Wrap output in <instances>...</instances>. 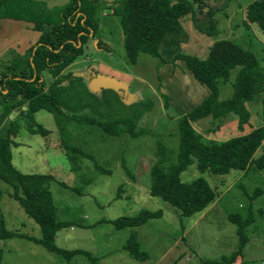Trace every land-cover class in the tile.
I'll return each mask as SVG.
<instances>
[{"label": "rangeland", "instance_id": "rangeland-1", "mask_svg": "<svg viewBox=\"0 0 264 264\" xmlns=\"http://www.w3.org/2000/svg\"><path fill=\"white\" fill-rule=\"evenodd\" d=\"M30 1L41 3L56 16L58 8L68 2ZM104 1L106 5L97 3L99 30L90 41L89 49L64 73L82 77L80 84L87 87L94 73L125 83L133 98L131 103H119L117 98L121 97L114 91L102 90L97 92L98 97L112 98L116 108L113 115L119 118L138 112L142 103L148 104L149 110L140 116L134 128L135 132L143 130V134L111 136L96 126H76L71 122L66 127V139L81 151L71 163L61 150V134L51 114L44 110L34 114L36 123L48 131L46 135L31 134L27 130V119H20L19 133L14 139L16 146L11 147L12 164L23 174L49 176L46 185L55 207V219L69 224L56 233L53 245L65 252L78 253L66 257L35 243L34 239L41 238L38 225L27 217L18 200L10 197L13 189L0 181V226L15 235L0 239V264H212V261L229 259L241 244L232 215L245 224L241 255L233 264H264V172L254 164L244 171L232 170L225 175L202 173L195 163L190 165L181 174V181L190 183L200 177L216 194L204 211L189 217L182 216L163 199L150 195L149 168L156 162L158 143L173 152L172 161H175L180 118L209 94L206 87L193 79L183 61L173 62L171 58L179 52L204 57L207 53L204 48L209 43L200 39L194 43L190 28L188 38L194 44L191 49H188L189 43L184 48L174 45L169 49L170 57L163 63L140 53L136 64L131 65L124 51L119 17L110 11L123 0ZM252 1L229 0L216 18L220 38L253 52L264 74V35L252 25L245 26V7ZM18 5L13 9L21 8ZM1 23L0 31L10 30ZM8 34L5 41L15 44L20 40L18 47L22 52L38 37L37 34L33 38L27 34ZM186 38L182 37V41ZM199 49H203L204 54L199 53ZM236 71L231 72V82ZM232 93L230 84L219 85V100L230 98ZM263 102L264 92L246 105L250 119L244 132L237 130L238 119L234 114L220 119L207 117L191 125L203 139L225 141L264 125ZM98 108L99 111L109 109L107 105L95 109ZM261 156L264 157V142L253 159ZM18 195L25 197L21 190ZM143 211L157 212L159 216L121 230L111 223L119 217H134ZM131 235L135 236L146 259H131L123 248Z\"/></svg>", "mask_w": 264, "mask_h": 264}, {"label": "trees", "instance_id": "trees-1", "mask_svg": "<svg viewBox=\"0 0 264 264\" xmlns=\"http://www.w3.org/2000/svg\"><path fill=\"white\" fill-rule=\"evenodd\" d=\"M98 2L101 4V0H68L63 7L58 8L56 16L53 10H47L35 1L0 0V20L25 21L32 25L33 31L39 32L37 40L24 53L19 54L8 48L0 55V117L7 120L5 132L0 136V181L13 189L10 197L17 199L27 217L38 225L41 238L34 239L35 243L66 257L78 252H65L53 245L56 233L69 224L55 219V207L46 185L50 178L23 174L17 170L12 164L11 147L16 146L14 139L19 133L22 118L27 119V130L31 134H48L34 120V114L39 110L53 116L61 134V150L71 163L77 160L76 155L81 152L66 139V127L71 122L76 126H96L111 136L129 134L136 137L143 134V130L135 132L134 128L140 116L149 110L148 104H140L143 107L136 113L115 117L113 110L116 108L112 98L103 95L98 97L89 86L80 84L82 77L64 73L77 59L85 56L90 41L94 40L99 30ZM228 2L123 0L116 4L119 6L110 8L111 14L119 17L123 47L127 62L131 65L136 64L140 53L163 63L165 58L170 57L169 49L172 46L184 48L189 43L188 49H191L194 44L188 38L190 34L187 30L190 28L195 37H192L194 43L197 39L209 43L205 51L198 50L199 53L207 51L204 57L179 52L171 58L173 62L183 61L193 79L205 86L209 94L180 118L175 161H172L173 152L159 142L156 162L149 168L150 195L177 208L184 217L204 211L216 194L200 177L190 183L181 181V174L193 163L199 172L217 175H225L232 170L244 171L251 164L264 172V157L253 159L264 142V125L225 141L203 139L191 125L207 117L220 119L234 114L238 119L237 130L244 132V126L249 125L250 119L246 105L264 92V74L254 53L229 39L220 38L221 29L216 15L226 8ZM16 4L21 5V8L13 9ZM245 20L246 27L252 25L264 35V0H254L246 5ZM188 23H191L190 27ZM196 33L212 41H206ZM182 37L187 38L182 41ZM235 69L236 76L231 82V72ZM225 84H230L233 93L230 98L219 100V85ZM117 100L123 103L121 98V101ZM101 105H107L109 109H95ZM262 112L264 114V107ZM19 190L23 192L24 198L19 197ZM157 216V212L143 211L134 217H119L111 223L115 229L121 230L139 226ZM231 218L237 224L241 244L229 259L212 261V264H233L241 255L245 224L235 215ZM14 236L0 226V239ZM123 248L131 259L141 261L147 257L139 250L134 235L128 238Z\"/></svg>", "mask_w": 264, "mask_h": 264}, {"label": "crops", "instance_id": "crops-1", "mask_svg": "<svg viewBox=\"0 0 264 264\" xmlns=\"http://www.w3.org/2000/svg\"><path fill=\"white\" fill-rule=\"evenodd\" d=\"M104 2L107 3L106 1L103 0V1H101L100 5H104ZM0 21L3 22V23H1L2 26H6V27L9 26V28H10V30L6 31V32L0 31V55H2L8 48L14 49L19 54L24 53L21 51L22 49L18 47L20 40L17 41L15 44L10 42L9 40L5 41V38L8 37L9 32L18 33V35H26L27 34V36H30L31 38L36 36V34H37V36L39 35L38 32H36V31L33 32V30L31 29L32 25H29V23H27L25 21H14V20H10V19H4V20H0ZM4 32H5V34H3ZM6 125H7V120L5 118L0 117V130H2V131H0V136H3L5 129H6Z\"/></svg>", "mask_w": 264, "mask_h": 264}, {"label": "water", "instance_id": "water-1", "mask_svg": "<svg viewBox=\"0 0 264 264\" xmlns=\"http://www.w3.org/2000/svg\"><path fill=\"white\" fill-rule=\"evenodd\" d=\"M88 86L93 93H97L102 90H112L117 93L119 97H121L122 102L125 104H129L133 101L132 95L128 94V86L112 77L94 73L88 81Z\"/></svg>", "mask_w": 264, "mask_h": 264}, {"label": "clouds", "instance_id": "clouds-1", "mask_svg": "<svg viewBox=\"0 0 264 264\" xmlns=\"http://www.w3.org/2000/svg\"><path fill=\"white\" fill-rule=\"evenodd\" d=\"M88 84V83H87ZM205 87V86H204Z\"/></svg>", "mask_w": 264, "mask_h": 264}, {"label": "flooded vegetation", "instance_id": "flooded-vegetation-1", "mask_svg": "<svg viewBox=\"0 0 264 264\" xmlns=\"http://www.w3.org/2000/svg\"><path fill=\"white\" fill-rule=\"evenodd\" d=\"M92 77V76H91Z\"/></svg>", "mask_w": 264, "mask_h": 264}]
</instances>
